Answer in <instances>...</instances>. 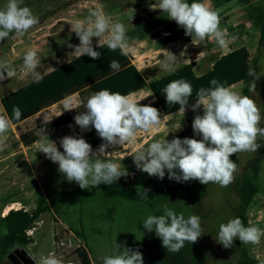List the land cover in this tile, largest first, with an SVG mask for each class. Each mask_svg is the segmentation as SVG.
<instances>
[{
  "label": "rangeland",
  "instance_id": "374dc122",
  "mask_svg": "<svg viewBox=\"0 0 264 264\" xmlns=\"http://www.w3.org/2000/svg\"><path fill=\"white\" fill-rule=\"evenodd\" d=\"M94 1L99 4L100 10L104 14L111 17L113 22H121L125 25L126 34L143 35L151 28L150 26L161 22L167 16L166 13L157 9L159 0H24V5L28 6L39 17L40 22L37 25L44 23L43 27L46 26V29H44L46 34L59 31L57 36L67 37L68 28H71L69 23L81 19V16H88L87 12V14H84L85 9H83V6H89ZM215 1L217 3L215 10L218 11L221 20L220 27L226 29L228 33V47L226 49L230 46L245 45L251 53V64L253 65L256 62L258 66L257 76L259 79L255 80L256 88L255 91H250V98L254 99L262 117H264V31L251 16L247 20L246 12L248 10L253 16L262 13L264 15V0ZM248 1L252 5L246 11H243ZM5 2L6 0H0V7ZM84 2L86 3L84 4ZM187 2L191 3L193 0H187ZM227 16L229 18L224 19ZM240 23L246 26L240 28L244 33L243 35H237L236 29ZM251 23L252 25H250ZM52 24L56 25L53 29ZM37 25L30 29L28 33L39 35L40 32H36ZM247 32L248 34L245 35ZM176 33L181 37H188L180 26H178ZM13 35H10L0 44V49H6L17 41V38H15L17 36L12 37ZM72 38L73 42H80L76 35ZM189 40L192 41V38H186L187 42ZM193 42L199 43L187 44L184 57L176 55L177 60L174 66L183 62V60L191 61L196 58L198 44H201L205 48L204 52L207 51V53L197 60L198 64L195 72L200 75L205 73L208 64L221 52L212 53L213 48L217 50L218 47L213 41L206 39ZM171 53L173 54V52ZM163 56L148 57L150 63L159 62L153 69L156 68L155 71H159L161 74L174 69L173 66L169 71L161 70L159 65ZM72 58L71 56L48 58V63L56 66ZM21 67L19 63L13 66L16 75L12 87L16 88L21 84V81H19V76L23 73ZM39 69L40 67L37 71ZM153 69L149 72L150 75L156 73ZM23 81H25V78ZM253 82L254 80L251 81L250 88ZM245 87V83H239L231 88L244 95ZM146 92L150 91L147 90ZM202 114V107L196 111L189 107L186 108L184 114L178 112L169 116L165 123L160 124V129L164 133L163 136L160 135L157 139L166 138L169 141L173 138L184 139L186 137L201 139V137L194 134L192 122L196 115ZM36 124L35 120H30L15 126L14 132L8 140L3 142L2 146L7 144L10 151L18 150L21 145H24L21 140L23 132L34 129ZM260 126L264 127V119L261 120ZM82 132L78 125L73 124L71 127L66 125L54 133L57 134L60 143V139L64 136L75 135L81 137ZM139 139L141 138L137 137L136 143L131 145L129 152L116 153L122 155L124 160L116 161L106 156L105 158L124 166L128 175L121 178L128 181L137 176L139 182L144 183L152 176L138 170L132 157L134 155L132 152L141 148L137 142ZM263 140L258 139L257 142L261 145ZM25 147L31 156L41 155V158H38V160H41L37 164L38 166L34 165V168L31 169L28 163L24 161L20 163L19 160L24 158L22 155L19 159H16L18 163L0 164V237L7 232L1 216L5 214L8 204L14 208L12 210L25 208L32 211L38 200L53 194L52 211L42 216L34 230L35 243L24 249H19L22 254L27 253L36 262L35 264H39L41 256L49 254H54L62 261V264H82L75 254L63 256L57 245V237L64 232L65 227L82 237L94 264H103L104 258L118 254L121 251L120 247H127L132 250L140 247L145 264H242L247 258L258 261L264 260V237L256 245L242 244L239 240H236L231 248H224L216 241L219 225L226 223L229 219L239 218V215H242L247 226L251 223L264 228V206H261L257 200L251 205L245 204L239 193V183L248 177L258 186L259 192L264 196V155L256 169L253 165L259 150L237 154L239 171L235 174L234 181L227 187H220L215 183L204 185L198 180H192L191 185L187 188H182L175 193L157 194L154 200L146 202L120 197L108 198L102 192L90 197L69 196L66 193L80 188L79 185L76 182L69 183L58 172V164L53 163L43 153L39 152V142L31 147ZM32 147L33 151L29 152V148ZM60 150L63 151L62 148ZM109 153L112 152H107V155ZM3 155L1 151L0 157ZM130 168L136 170L135 174L130 173ZM166 176H168L167 172ZM136 189L141 191L142 186L139 185ZM15 202L17 203L12 206L11 203ZM165 205L178 214L183 213L185 218L190 215H197L201 219L203 235L193 244L186 243L179 252H168L162 246V241L156 236L155 232H148L142 225L147 216L162 215ZM21 263L16 262V264ZM26 264L34 263L29 260Z\"/></svg>",
  "mask_w": 264,
  "mask_h": 264
},
{
  "label": "clouds",
  "instance_id": "9594fccd",
  "mask_svg": "<svg viewBox=\"0 0 264 264\" xmlns=\"http://www.w3.org/2000/svg\"><path fill=\"white\" fill-rule=\"evenodd\" d=\"M157 9L167 14L184 29L185 35L195 40H210L219 47H227L228 33L220 27V16L206 0H159ZM32 10L24 5V0H6L0 7V42L10 35L22 37L39 24ZM71 31L79 38V45L74 47L78 58L83 55L93 60L101 53L94 50L93 38H98L97 47H107L109 51L127 49V29L121 22H113L111 17L100 9H91L83 20L71 23ZM160 68L169 71L176 63L177 56L164 50ZM40 59L36 48H29L23 56V67L36 83L43 79L37 69ZM110 69L119 72L121 66L117 60L110 61ZM6 73V75H5ZM249 76L254 78L250 88L255 91V80L259 79L254 69L249 68ZM16 75L10 61L0 60V81ZM168 105L179 104L183 114L193 94L191 83L183 78L169 82L163 89ZM196 102L192 110L203 108L202 115H196L192 122L195 138L156 139L146 147L135 151L133 157L136 168L149 176L163 180L167 172L170 180L187 182L198 180L201 184L229 186L239 171L237 164L230 157L240 152H256L261 145L258 139H264L262 117L254 99L241 95L231 86L215 78L207 88L201 87L196 92ZM85 111L77 112L75 124L81 131L91 128L96 130L103 143L93 151L92 146L83 137L64 136L60 140L61 152L55 141L46 135H40L39 152L47 159L58 164V172L69 182H76L81 189L116 183L128 172L120 163L106 159V149L125 144H135L138 132L148 133L161 124L159 110L150 105L135 102L131 95H123L108 89L94 92L84 104ZM74 110L71 101L64 106V111ZM22 113L19 106H13L12 115H0V144L14 120H19ZM71 127V125H70ZM43 132V130H41ZM123 169V170H122ZM150 189L137 192L141 199H147ZM148 232H155L161 239L162 246L168 252H179L186 243L193 244L203 235L201 219L197 215L185 218L167 205L162 215H149L142 222ZM264 237V228L255 224L245 226L240 218L229 219L219 225L216 241L224 248H231L236 240L242 244L256 245ZM112 256H106L103 264H144L142 253L127 247ZM39 264H62L54 254L41 256Z\"/></svg>",
  "mask_w": 264,
  "mask_h": 264
},
{
  "label": "trees",
  "instance_id": "16d2710c",
  "mask_svg": "<svg viewBox=\"0 0 264 264\" xmlns=\"http://www.w3.org/2000/svg\"><path fill=\"white\" fill-rule=\"evenodd\" d=\"M262 14L253 16L249 13V18L250 16L254 18L264 31V15ZM244 27L246 26L241 24L238 25L236 29L237 35L244 34L240 29ZM177 28V23L171 20L160 30L153 33L150 39L151 41H159L164 45L173 43L180 38L176 33ZM247 34L248 32L245 33V35ZM14 36L15 35L12 37ZM1 43L2 42H0V44ZM198 45L199 48H197L196 54L200 55L204 52L205 48L201 44ZM94 50L101 53L99 59L93 60L87 55L80 56L79 58L76 57L71 61L61 64L52 72L42 75L43 79L41 82L36 83L35 81H31L14 92L2 96L1 104L8 116L12 115L13 106H19L21 110L22 115L20 119L14 120L12 123L13 125L22 124L28 119L35 117L42 110L60 103L72 95L78 94L80 97L81 104L76 109L59 119L48 121L23 133L21 135V140L25 146L31 147L39 142L40 135H37V133L41 135H50L66 125L75 124L74 117L78 114L77 112L85 111L84 104L87 98L101 89L119 92L126 96L149 89L155 98L154 103L150 106L159 110L161 120H163L179 112L180 105H168L166 97L162 92V89L173 80L183 78L191 83L193 94L189 98V105L187 107L189 108L196 102L195 92L201 87H209L210 81L214 78L224 83L225 86L231 87L239 83H245L244 95L250 97V83L254 78L247 74L249 68L254 69L256 74H258V66L256 62L253 65L251 64V53L245 45L232 49L228 54L218 58L213 67L201 76H198L195 72L197 63L192 62L179 67L165 76L153 80L150 79L148 74L138 69L134 63L135 57L131 53L125 51V54L122 55L120 50L109 51L107 47H94ZM111 60H117L119 62L121 66L119 72H114L110 69ZM41 130H43V132H41ZM84 139L92 146L93 151L98 149L103 143L96 131L85 135ZM237 154L238 153L230 158L234 160L238 166ZM263 155L264 140L253 161L255 169L260 165ZM129 171L131 174H135L136 172L134 168H130ZM191 183L192 180L187 182L170 180L168 176L164 177L163 180L158 177H152L146 182L140 183L138 177L134 176L132 180L126 181L120 178L116 183L110 185L101 184L99 186L89 187L85 190L78 188L66 194L76 197H90L96 195L98 192H102L103 195L108 198L120 197L128 200L150 202L155 199L157 194L175 193L182 188L189 187ZM139 185L142 186L141 191L136 189ZM143 188L151 190L147 199H141L139 195H136L137 192L142 193ZM239 193L245 204L251 205L254 202L255 195L259 193V189L258 186L247 177L239 183ZM52 208L53 194L47 197L44 196L42 199L38 200L36 207L32 211L22 208L19 210H11L8 215L3 216L2 220L6 225L7 232L4 236L0 237L1 257L6 258L13 250L34 244V238L28 236L27 232L36 228L42 216L52 211ZM239 218L246 226V221H244L242 215H239ZM137 249L142 253L140 247L135 248V250ZM77 256L82 264H92L87 251L80 250L77 252ZM242 264H264V260L258 261L247 258Z\"/></svg>",
  "mask_w": 264,
  "mask_h": 264
},
{
  "label": "crops",
  "instance_id": "0c3cea01",
  "mask_svg": "<svg viewBox=\"0 0 264 264\" xmlns=\"http://www.w3.org/2000/svg\"><path fill=\"white\" fill-rule=\"evenodd\" d=\"M86 2H84L85 4ZM252 3L249 1L243 11H246L249 6H251ZM85 9V13L84 14H89V11L91 9H100L99 4L97 2H93L92 4L90 3L89 6H83ZM87 12V13H86ZM247 12V20L249 18V12L248 10ZM87 17V16H86ZM85 16H81V19L79 20H83L86 18ZM229 16L225 17L224 19H228ZM60 21V20H58ZM169 21H171L170 19H168L167 16L164 17V19L161 22H157L155 25L150 26L151 28L148 29V31L146 33H144L143 35H138V34H126L127 36V49L126 52L131 53L134 57H135V65L138 67L139 70L145 72L148 74V76L150 77L151 80L153 79H158L162 76H165L173 71H175L176 69H178L179 67L186 65V64H190L192 62H196L198 64V59L202 58L206 55L207 51L203 52L200 55H197L196 58L192 59L191 61H186L183 60V62L177 63V65L174 66V69L169 71L168 73H164L161 74L159 73V71H155V69H153V67H156L158 65V61L150 63L148 62V57H152V56H160V55H164V50H167L169 52H173L174 55H178L179 57H184V53L187 49V44H192V43H199V42H192L191 40H189V42L186 41V38L189 39L190 36L188 37H181L179 36V40L170 43V44H162L159 41H150V36L157 32L158 30H160L165 24H167ZM221 21V20H220ZM44 24V23H43ZM43 24L37 25V29L36 32L39 33V35H32L30 33H26L24 36L22 37H15L17 38V41H15V43H13L12 45H10L9 47H7L6 49H0V60H7L10 61L12 64V67L16 64L19 63L21 67V72H23L20 76H19V81H21L20 86L18 87H12V82L15 81L14 77L10 78V79H5L3 81H0V115H4L6 114L4 111V108L1 104V98L4 95H8L12 92H14L15 90H17L18 88L27 85L28 83H30L31 81H34L33 76L27 72L24 67H23V56L26 53V51L29 48H36L37 50V55L38 58L40 59L41 63H40V69L39 72L41 75L47 74L52 72L54 69H56L58 66H60L61 64H58L56 66L54 65H50V63H48L49 59L48 58H54V57H60V56H71L73 57L72 59L78 57L76 53H74V47H70V45H79V43L73 42V37H75V33L71 31V28H68V34L67 37H59L57 35H59V31H53L51 33H45L46 31L44 29H46V26L43 27ZM241 24V23H240ZM151 25V24H150ZM252 25V23L250 24ZM54 26H56L55 24H52L51 27L52 29L54 28ZM69 26L71 27V25L69 24ZM248 27V25H247ZM98 44V38H93V47H97ZM228 47V45H227ZM241 46H230V48L226 49V47L221 48V47H217L215 50V48H213L212 53L215 54L217 52H221L219 56H215V59L208 64L207 69L205 71V73H207L214 65L215 61L228 54L229 52H231L232 49H236L239 48ZM173 50V51H172ZM72 59L68 60L71 61ZM67 61V62H68ZM47 62V63H46ZM63 63H66L63 62ZM62 63V64H63ZM139 63V64H138ZM151 69H153L154 73L153 75H150L149 72L151 71ZM159 73V74H158ZM203 73V74H205ZM203 74H200L198 76H201ZM6 75V73H5ZM25 78V81H23V79ZM150 91L149 89H145L142 90L138 93L132 94L131 98L137 102L140 103L141 105H151L152 103H154L155 98L153 97L151 91L150 92H146V91ZM79 95L75 94L72 95L70 97H68L67 99L63 100L60 103H57L51 107H48L44 110H42L41 112H39L35 117L28 119L25 122H28L30 120H35V122H37L35 128L41 124H44L48 121L51 120H55V119H59L62 116L68 114L70 111H64V106L67 102L71 101V105L73 107V109H76L78 106H80L81 101L79 99ZM72 111V110H71ZM168 118V117H167ZM167 118L161 120V123H165L167 121ZM17 125H11L9 128V131L6 134V140H8L11 136V134L14 132V127ZM96 131L94 128H91L90 130L87 131H83L81 137L84 138L85 135ZM25 133V132H23ZM162 130L159 128L157 129H153L152 131L148 132V133H144V132H138L137 137H140L141 139H139L137 142L139 143V147H146L149 143H151L153 140H156L158 136H163ZM69 134V133H68ZM49 138L53 141L56 142L58 149L60 150L62 147L60 146L59 143V138L57 137V134L52 133L51 135H49ZM61 140V139H60ZM161 140V139H160ZM132 144H125L123 145L124 147H129V148H122L120 146H115V147H109L106 149V152H112L109 153L108 155L106 154V157H110L113 160H124L122 155H117L116 153L120 152V153H124V152H129L130 147ZM134 147V146H133ZM29 152L33 151V147L29 148ZM3 152V156L0 157V164L2 163H18L17 162V158L19 159L20 156H24L23 160L20 159L19 162L22 163V161L28 163V165L30 166L31 169L34 168L35 166H38L37 164L41 161L38 160V158H41V155H33L31 156L28 153V150L26 149V147L24 145H21L19 147L18 150H14V151H10L9 147L7 146V144H4L2 146V144H0V152ZM62 151V150H60ZM95 151V150H94ZM135 151H137L136 149L132 152L135 153ZM38 152V151H37ZM19 155V157H17ZM31 156V157H30ZM20 166V165H19ZM258 201L259 204L261 206H264V196L259 192L258 194L255 195L254 197V201ZM17 202L15 203H11L12 206L15 205ZM8 208L10 207V204L7 205ZM11 208V207H10ZM7 210V208H6ZM5 210V212H6ZM6 214H4L3 216H5ZM1 216V217H3ZM247 226V223H246ZM89 254V252H88ZM90 256V254H89ZM90 261L92 264H94V261L92 259V257L90 256Z\"/></svg>",
  "mask_w": 264,
  "mask_h": 264
},
{
  "label": "built area",
  "instance_id": "2783aa9c",
  "mask_svg": "<svg viewBox=\"0 0 264 264\" xmlns=\"http://www.w3.org/2000/svg\"><path fill=\"white\" fill-rule=\"evenodd\" d=\"M206 3L208 4V6H210L212 9L215 10L217 6V3L215 0H206ZM34 230L35 228L29 230L27 232V235L30 237H33ZM57 245L60 248L63 256H66V254H75L77 256L78 251L80 250L87 251L82 237L78 233L69 229L68 227H65L64 232L58 235ZM70 264H73V263H70Z\"/></svg>",
  "mask_w": 264,
  "mask_h": 264
},
{
  "label": "flooded vegetation",
  "instance_id": "af4514ba",
  "mask_svg": "<svg viewBox=\"0 0 264 264\" xmlns=\"http://www.w3.org/2000/svg\"><path fill=\"white\" fill-rule=\"evenodd\" d=\"M20 248L24 249L26 247H19L13 250L6 258H2L0 255V264H16V262H22L26 264L27 262H29V260L35 264L36 262H34L33 259L27 253L22 254V252H20Z\"/></svg>",
  "mask_w": 264,
  "mask_h": 264
},
{
  "label": "bare ground",
  "instance_id": "6f19581e",
  "mask_svg": "<svg viewBox=\"0 0 264 264\" xmlns=\"http://www.w3.org/2000/svg\"><path fill=\"white\" fill-rule=\"evenodd\" d=\"M12 209H14V208H12V207H11V208H10V207H9V208H7V210H6L5 214H6V215H8V213H9V212H10ZM6 215H5V216H6Z\"/></svg>",
  "mask_w": 264,
  "mask_h": 264
},
{
  "label": "water",
  "instance_id": "95a60500",
  "mask_svg": "<svg viewBox=\"0 0 264 264\" xmlns=\"http://www.w3.org/2000/svg\"><path fill=\"white\" fill-rule=\"evenodd\" d=\"M20 249H23V248H20Z\"/></svg>",
  "mask_w": 264,
  "mask_h": 264
}]
</instances>
